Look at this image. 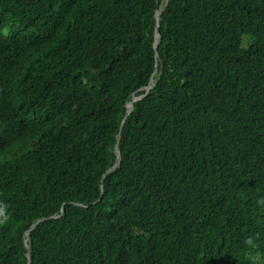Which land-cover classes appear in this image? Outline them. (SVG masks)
I'll use <instances>...</instances> for the list:
<instances>
[{"label": "trees", "instance_id": "16d2710c", "mask_svg": "<svg viewBox=\"0 0 264 264\" xmlns=\"http://www.w3.org/2000/svg\"><path fill=\"white\" fill-rule=\"evenodd\" d=\"M27 252L264 264V0H0V264Z\"/></svg>", "mask_w": 264, "mask_h": 264}, {"label": "water", "instance_id": "95a60500", "mask_svg": "<svg viewBox=\"0 0 264 264\" xmlns=\"http://www.w3.org/2000/svg\"><path fill=\"white\" fill-rule=\"evenodd\" d=\"M160 16H161V12H158V13H157V18L159 19ZM159 28H160V25H158V29H159ZM161 42H162V36H161V34H160L159 30H158V36H157V41H156V45H155L156 49L159 48ZM146 89H147V92L150 91V90H151V85L148 86ZM140 98H142V97H140ZM140 98L137 97V96L134 94L133 100H132V101L128 104V106H127V107H128V112H130V111L133 109L134 101H136L137 99L139 100ZM125 120H126V117L124 118V120H123V122H122L121 129H122L123 126H124ZM118 139H120V135L118 136ZM116 151H117V154H118V158H117V160H116V163H115L111 168H109V169L107 170L106 174H108V173L112 172L113 170H115L116 167H117V165H118L119 162H120V159H121V152H120V150H119V148H118V145H116ZM61 211H63V209H61ZM41 221H43V218H40V219H38L37 221H35V222L31 225V227H30V228L24 233V235H25V236H28L29 232H30V231H31V230H32V229H33L38 223H40ZM27 239H28V238H25V239H24L25 244H26V242H27ZM28 247H29L28 244H26V249H27V250H28ZM26 256H27V264H30V258H29V254H28V252H27Z\"/></svg>", "mask_w": 264, "mask_h": 264}]
</instances>
